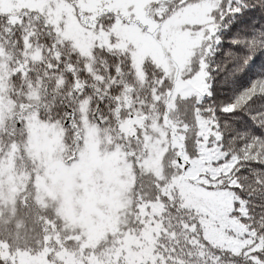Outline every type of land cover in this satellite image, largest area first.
Instances as JSON below:
<instances>
[{
  "label": "snow or ice",
  "instance_id": "1",
  "mask_svg": "<svg viewBox=\"0 0 264 264\" xmlns=\"http://www.w3.org/2000/svg\"><path fill=\"white\" fill-rule=\"evenodd\" d=\"M0 264H264V0H0Z\"/></svg>",
  "mask_w": 264,
  "mask_h": 264
}]
</instances>
